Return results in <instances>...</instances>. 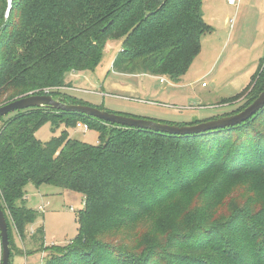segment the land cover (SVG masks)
Listing matches in <instances>:
<instances>
[{
  "label": "trees",
  "instance_id": "1",
  "mask_svg": "<svg viewBox=\"0 0 264 264\" xmlns=\"http://www.w3.org/2000/svg\"><path fill=\"white\" fill-rule=\"evenodd\" d=\"M202 3L11 0L7 9V0H0V105L68 85L69 72L94 70L108 41L121 45L113 71L178 81L199 54L201 37L213 32ZM263 88L264 58L248 84L222 101L245 98L233 114ZM48 94L55 98L59 91ZM66 95L69 100L58 99L86 104ZM77 121L97 130L95 144L69 137L67 127ZM0 122V207L10 258L11 227L23 239L36 216L24 200V187L32 183L84 198L75 237L50 246L52 256L42 264H264V107L239 125L191 135L52 108L16 111ZM47 122L52 132L64 128L42 141L35 133ZM225 190L242 196L228 213L217 210ZM31 241L49 248L42 228Z\"/></svg>",
  "mask_w": 264,
  "mask_h": 264
},
{
  "label": "rangeland",
  "instance_id": "2",
  "mask_svg": "<svg viewBox=\"0 0 264 264\" xmlns=\"http://www.w3.org/2000/svg\"><path fill=\"white\" fill-rule=\"evenodd\" d=\"M202 1L203 19L208 24L216 27V29L220 28V35L219 41L214 43V54L212 53L211 58H206L203 62L207 66L210 63L209 67H212L211 74L203 77L192 86L201 98L203 96L200 93H205L208 89H212L210 80L213 75L217 76L219 90L214 85L216 92H222L226 84L224 81L231 80L235 76L243 77L244 73L251 70L253 66L252 75L257 69L260 60L264 58V12L257 5L258 0H243L240 2L241 4H239L234 17L235 7L229 6L226 0ZM10 2L11 0H7V7L10 6ZM7 9L5 15H7ZM229 19L234 21L232 27L227 24ZM210 34L212 33L204 34L201 38V55H199L201 58L207 56L209 52L206 38L211 37ZM113 44L116 45V49L112 48ZM118 46L117 41H108L103 57L94 70L81 71L72 75V88L69 85L51 88L54 91H59L58 96L55 98L67 101L69 98L66 94H68L86 104L102 107L114 113L126 115L130 114V112H135L164 119L168 117L167 119L175 122V125L184 122L188 123L193 118L197 119L211 113L215 114L209 118L230 115L229 113L235 111L246 102L243 97L230 101H222L224 98L221 97L216 102L217 105L221 106L216 110L214 106L200 107V102L203 104L208 102L205 99L200 101L201 99L199 100L198 98H189L185 100V105L182 106L174 99L175 95L171 92L174 84L165 87L167 91H170L169 96H164L166 99L151 98L150 95L144 94L146 91L151 92L150 87L146 86L147 89H143V86L148 85L142 81V78L145 77L125 76L115 73L111 69L110 62L116 51L118 53ZM199 56L197 59H199ZM203 63L201 64L202 66ZM159 77L162 76L157 78ZM202 81L204 84L208 83L207 88L201 86ZM109 83H112V85ZM151 87L153 88V85ZM51 89H45L43 93H49ZM235 94H232V96ZM224 103L225 105H223ZM13 113H9L4 117H8ZM63 128L64 124L62 123L59 128L52 132V126L47 122L36 131L35 135L38 139L45 141L53 135H58ZM67 132L71 138L90 144L97 142L98 134L96 129L84 131L70 126L67 127ZM36 187L32 183H28L24 187V193L28 195V200L25 203L35 211L36 216L33 221L26 225V230L32 231V233L25 234L23 239L19 237L14 225L11 227L14 243L12 244L13 250L11 251L10 264H42L47 258L52 256L53 250L50 249V246L67 245L77 233V214L83 207V196L77 192L50 184H41L38 188ZM241 197L240 192L225 190L217 201V204H219L217 210L219 212L223 211L222 213H228L232 205L238 203ZM43 204L44 210H40L38 206ZM40 228L44 232L43 244L49 247L47 250H42L43 248H41L42 251L34 249L38 245H33L31 241L32 235Z\"/></svg>",
  "mask_w": 264,
  "mask_h": 264
},
{
  "label": "water",
  "instance_id": "3",
  "mask_svg": "<svg viewBox=\"0 0 264 264\" xmlns=\"http://www.w3.org/2000/svg\"><path fill=\"white\" fill-rule=\"evenodd\" d=\"M10 7V6H9ZM8 7V9H9ZM264 107V88L259 95L242 110L218 118L200 121L194 124L175 125L155 121L149 118H140L99 109L92 105L71 104L62 102L50 94H31L21 96L0 105V117L28 108H52L64 112H75L93 117L111 124L132 127L140 130H150L170 135H191L206 131L233 127L247 121ZM0 264H9L10 248L7 232V222L0 207Z\"/></svg>",
  "mask_w": 264,
  "mask_h": 264
},
{
  "label": "crops",
  "instance_id": "4",
  "mask_svg": "<svg viewBox=\"0 0 264 264\" xmlns=\"http://www.w3.org/2000/svg\"><path fill=\"white\" fill-rule=\"evenodd\" d=\"M242 1L243 0H240V2H242ZM240 2L237 5L234 6L235 7V12H234L233 17L235 16V14H236V12L238 10L239 4H241ZM257 5L259 6L260 10L262 12H264V0H258V4ZM229 6H232V5H229ZM230 20H232L231 23H229ZM229 21L227 22V24H229L230 27H232V24H234V21H233V19H229ZM211 33H212V34H210L211 37H207L206 38V40H208V49H209L208 50L209 52H208L207 56H209V57L205 56L204 58H201V56H199V55H201L200 54L201 53V50H200L199 54L194 58V60L192 61L191 65L189 66L187 72L178 81H173V80L168 79V82H166V83H160L159 80H158V78H157L158 76L151 75V74H147V73H120V72H116V71H114V72L115 73H118V74H123L125 76L132 75L133 77L134 76L135 77H138V76L139 77H145V78H142L143 83L144 84H148L150 86L145 85V86H143V89L146 90L147 89L146 86L147 87H150L151 88V92H147L146 91L144 94L150 95L151 98L155 97V98H158V99H164L165 98L164 96H169L170 91H167V89L165 87L167 85L174 84V86L172 87L173 89L171 90V92L174 93V95H175V98L174 99L178 102L179 105L184 106L185 105L184 102H185L186 99H189V98H192V99L198 98L199 100L201 99L200 101H203L204 99L206 101H208L206 104H203L202 102H200V104H199L200 107H204V106H212L213 107L214 106V107H216V110H217L218 107L221 106V105H217L216 104V102L219 100V98H221V97L222 98L230 97V96H232V94L238 93V91L240 92V90L243 89L247 85L248 81L250 80L251 73L253 72L254 67L252 66V69L251 70H249L246 73H244V76L243 77L242 76H235V78H233V79L231 78V80L228 79V80L224 81V83H226V84L224 86V91H222V92H216L214 85H216L217 88H218V85H217L218 84L217 83V76L216 75H213L212 78H211V80H210V84L212 86V89H208L205 93H200L203 96L201 98L200 95H199V93L196 92L192 86L195 83H198L203 77L211 74L212 67H209L210 63L207 66L203 62L206 60V58H209L210 59L211 56H212L213 51H215V45H214V43H215V41H219L220 28L219 29H216V27H213V32H211ZM117 43L119 45L117 47V50L119 52L120 51V46H121L120 45V41H117ZM112 48L116 49V45L113 44L112 45ZM116 54H117V51H116ZM116 54L113 56L112 60L114 59V57L116 56ZM198 56H199V59H197ZM112 60H111V62H112ZM111 62H110V64H111ZM202 63H203V66L201 65ZM75 73H77V72H74V71L73 72H69V74L67 75V78H66L67 79V82L69 83L68 85L71 88H72L71 77ZM192 76H193V78H192ZM154 80H157V81H154ZM109 84L112 85V83H109ZM152 85H153V88L151 87ZM188 86H191V87H188ZM201 86L203 88H207L208 87V83L204 84V82L202 81L201 82ZM236 89H239V90H236ZM189 90H191V91H189ZM218 90H219V88H218ZM152 101L155 102L154 100H152ZM223 105H225V103ZM214 114L215 113L207 114V115L201 116V117H199L197 119L200 120V119L209 118V117H212ZM128 115H130V116H136V117H144V118H149V119H156V120H162V121L172 122V121H170V119H167L168 117L166 119H164V118L155 117V116H149V115L148 116H145V115H141V114H138V113H135V112H130V114H128ZM192 120H194V118ZM192 120H190V121H192ZM173 123H175V122H173ZM184 123H186V122H184ZM97 137H98V135H97ZM36 188H38V187H36ZM24 200L26 202L28 200V195L26 193L24 195ZM38 208L40 210H44V204L41 205V206H38ZM26 227H25V234L32 233V231H27L26 230ZM33 245L36 246L38 244H33ZM29 247H31V246H29ZM37 248H38V246H37ZM37 248L35 247L34 249H37Z\"/></svg>",
  "mask_w": 264,
  "mask_h": 264
},
{
  "label": "built area",
  "instance_id": "5",
  "mask_svg": "<svg viewBox=\"0 0 264 264\" xmlns=\"http://www.w3.org/2000/svg\"><path fill=\"white\" fill-rule=\"evenodd\" d=\"M226 2H227L228 5L235 6V5H237L240 2V0H226ZM230 21L232 22V20H230ZM158 80H159L160 83L168 82V79L163 77V76L159 77ZM44 94H48V93H44ZM75 128H78V129H81V130H84V131L90 129L88 124L83 122V121H77V123L75 125Z\"/></svg>",
  "mask_w": 264,
  "mask_h": 264
}]
</instances>
